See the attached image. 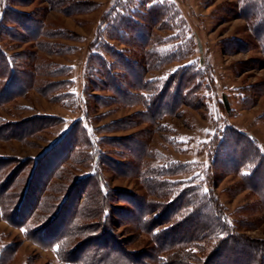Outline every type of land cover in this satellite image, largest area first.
Masks as SVG:
<instances>
[{
  "label": "rangeland",
  "instance_id": "1",
  "mask_svg": "<svg viewBox=\"0 0 264 264\" xmlns=\"http://www.w3.org/2000/svg\"><path fill=\"white\" fill-rule=\"evenodd\" d=\"M114 1L0 0V50L8 57L7 61L14 63L17 69L21 67L20 70H25L22 66L27 67L30 64L25 55L34 52L38 56V59L33 63L38 68H32L33 70L26 68L30 74L35 75L34 85L30 86L26 94L0 106V126L13 125L6 128L0 135L7 136L12 132L16 134L14 138L11 136V138L0 139V160H2L0 163L4 164L0 175L2 180H0L3 184V179L16 177L9 192L4 193L6 197L4 203H0V264H67L58 256L57 250H54L58 246L42 245L36 241L35 237L28 236L24 228L13 225L12 209H16L29 176L35 174L38 168L45 169V171L40 170L35 177L32 189L35 191L34 195L35 188L39 187L41 190L44 184H51L53 189L47 194L55 199V203H52L59 207L65 196L63 193L56 192V188L60 184L67 183L68 188L78 189H75L73 197L64 204L58 213V218L56 208L50 211L51 213L47 214L46 219L42 222L43 225L46 222L48 225L52 224L50 237L54 232L57 234L58 231L64 230L62 224L64 217L68 223L76 208L86 203L88 199L86 192L91 188L88 186L86 194H82L83 184L76 185V180L90 173L93 166L91 158H88L85 163L79 162L78 159L66 161L68 153L64 151L65 153L60 155L61 148L59 145H55L71 129L74 122L82 118H85L89 123L97 151H101L102 157V154H106L115 164L123 165L130 161L135 163L132 160L133 156L136 158L138 155L137 148H132L124 153L118 145V141H124L134 135L141 137L142 133L143 140L149 142L147 145L151 149L152 159L148 160L149 163L159 166L194 164L189 168V173L165 177L162 178L163 180L187 182L194 176L203 178L207 173L215 176L216 178L210 182V191L217 198L224 215L236 228V232L250 241L264 243V208L259 195L252 188L253 184L260 187L259 180L250 184V181H243L240 175L234 174L226 168L227 163L232 161L233 152H229L231 155L222 156L225 158V162L221 164L218 157H221L222 153H216L213 156L210 154V144L214 133L218 130L223 132L229 125L242 132L247 139L254 143L259 153L264 155V54L253 38L249 22L241 15L242 1L152 0L151 2V0H137L135 2L136 8H140L142 5L148 6V1L151 3L167 2L178 11V17H173V21H170L175 29L159 31L157 29L159 27H157L154 31L155 34L170 40L171 43L165 45V48L176 43L173 38L180 31L182 37L186 36L191 39L188 48L185 46V49H188L186 57L164 65L157 72L146 74V79L164 80L180 68L194 64L204 66L206 69L210 68V73L212 72L217 80L214 84L209 82L208 88L203 87L199 93H196L198 99H203L199 109L183 107L179 118L167 117L162 121L165 127L161 128L162 130H159L157 125L154 126L140 121L141 118L138 119L136 115L144 111V108L137 101L132 102V105H126L123 102H110L107 106L100 107L96 105L95 99L91 103L97 107L94 113L93 111L88 112L86 109L83 110L80 103L75 100L83 90L85 80L86 84L90 82L87 78L84 80L88 53L90 50L97 52L96 49L93 50L92 45L97 31L100 29L104 12ZM12 10L20 12L22 16H18L20 20L14 27L13 36L12 33H7L4 29L12 28ZM174 18L178 21L176 22ZM22 21L26 23L23 25ZM38 25L41 26V36L34 38L33 34L37 32ZM167 25V28H171L170 24ZM23 29L24 31H22ZM113 44L116 48L124 50L134 46H124L118 42ZM136 47H132L131 50L135 48L137 54L140 55L142 51ZM99 53L113 62V59L108 57L104 50H100ZM127 55L131 61L140 60V56L136 54ZM59 68L67 69L61 74L54 75V72H58ZM116 71L119 74L125 70L118 68ZM208 74L205 71L206 79H210ZM28 76H22L20 80L30 81L31 77ZM58 82L68 83L61 87H53L46 92V88L49 89L50 85ZM128 82L133 84L134 77L132 76ZM127 87L131 94H138L133 85L132 88L131 85ZM90 91L94 97L113 96L111 92H100L93 86H90ZM70 93L69 97L57 98L59 95ZM73 95L75 97H72ZM223 100L228 102V110L224 108ZM36 116L55 117L58 118V121L29 134L32 129L42 126L40 122L34 123L35 119L33 118ZM30 120L32 121L26 124ZM129 120L138 123L129 129H118L117 125L111 127V130H106L115 123L120 124V122ZM151 129L155 130L153 135L145 134V131ZM91 150L87 149L85 154ZM122 153L126 156L120 157ZM60 164L65 167L64 176L53 177L51 181L47 182L48 176ZM102 177L104 187L106 185L104 189L114 190L115 194L119 196H112L111 205H114L117 211L121 210V213L124 211L121 219L112 217L111 224L105 229L122 247H128L133 251L147 250L151 245L149 236L134 231L128 219L130 216L124 214L132 213L134 210L120 197L128 194L143 197L146 196V190L137 178L118 175L108 167L105 168ZM37 192L36 199L41 196V193ZM12 193L20 195L12 201ZM50 197L46 200V204L51 201ZM147 197L152 198V196ZM47 207L46 205L45 211H47ZM45 211L38 213L33 224L38 223L37 221ZM62 214L63 217L60 219ZM58 220H60L59 223H55ZM85 223L96 224V222L87 220L84 221ZM45 234H48L46 230L43 236ZM194 251L199 254L196 249ZM205 254L208 255L209 252L207 251ZM206 255L199 256V259H206ZM216 262L232 264L222 260Z\"/></svg>",
  "mask_w": 264,
  "mask_h": 264
},
{
  "label": "trees",
  "instance_id": "2",
  "mask_svg": "<svg viewBox=\"0 0 264 264\" xmlns=\"http://www.w3.org/2000/svg\"><path fill=\"white\" fill-rule=\"evenodd\" d=\"M136 1L115 0L104 12L100 29H98L92 45L93 50L96 49L97 52L89 51L84 69V80L87 78L90 82L86 84L85 80L83 90L75 100L80 103L83 110L86 109V111H93L94 113L97 107L91 103L95 99L96 105L100 107L107 106L110 102H123L126 105H132V102L137 101L144 108V111L136 115L138 119L141 118L140 121L157 125L158 129L162 130L161 128L164 127L162 121L167 117L179 118L183 107L199 109L203 99H198L196 93H199L203 87L208 88L209 82L214 84L217 80L213 73H210V68L206 69L204 66L194 64L180 68L164 80L146 79V74L157 72L164 65L186 57L188 49L186 50L185 46L188 48L191 39L186 36L182 37L181 31L178 30L180 32L173 38L176 43L165 48V45L171 43L170 40L155 34L154 31L157 27H159L157 28L159 31L175 29L170 21H173V17H178V11L167 2L151 3L152 0L151 2L148 1V6L142 5L140 8H136L134 6ZM241 1L243 5L241 15L249 22L253 38L264 54V0ZM18 16H21L20 12L12 10V28H4L7 33H12V36L15 32L14 27L20 20ZM22 23L24 25L26 22L22 21ZM167 24H170L171 28H167ZM40 29L41 26L38 25L37 32L33 34L34 38L41 36ZM24 35L26 34L24 33ZM115 42L124 46L134 45L130 46L131 48L137 46L136 48L142 52L139 55L135 48L133 50L131 48L118 49L113 44ZM100 50H104L107 56L113 59V62L99 53ZM127 54H136L140 56V60L131 61ZM25 57L30 64L27 67L22 66L25 70H20L21 67L17 69L14 63L7 61L8 57L0 50V106L13 101L22 94H26L30 86L34 85L35 75L30 74L26 68L31 70L38 68L33 64L38 56L33 52L25 55ZM92 67L93 70H91ZM118 68L125 71L118 74L116 71ZM66 69L59 68L58 72H54V75L61 74ZM205 71L209 73L210 79H206ZM28 75L31 77L30 81L23 82L20 80L22 76ZM132 76L134 77L133 84L128 82ZM17 83L20 85H16ZM67 83L58 82L50 85L49 89L46 88V92L53 87H61ZM130 85L131 88L133 85L134 89L137 90V95L128 91L127 86ZM90 86L100 92H111L113 96L94 97L91 94ZM15 88L17 89L14 90ZM64 96L69 97L71 93L59 95L57 98L63 99ZM223 106L228 110L226 100H223ZM33 119H35L34 123L40 122L42 126L32 129L29 134L58 121V118L48 116H36ZM137 123L134 120L120 122V124L115 123L106 130H111V127L117 125L118 129H129L136 126ZM9 126L12 127L13 125L0 126V133ZM89 127L85 118L78 119L58 144H55L61 148L60 155L65 152L68 153L66 161L78 159L79 162L85 163L88 158H91L93 166L90 173L76 180V185L83 184L82 194L87 193L86 203L76 208L68 223L64 217L62 223L64 230L58 231L57 234L54 232L50 237L52 224L49 226L46 222L43 225L42 222L46 219L47 214L56 208L58 218V213L64 204L73 197L75 189H78L68 188L67 183L60 184L56 188V192L63 193L65 196L58 207L53 204L55 199L47 194L53 189L52 185L46 183L41 190L39 187L35 188V195L38 193L37 191L41 193V196L36 199L35 191L32 190L35 177L40 170L45 171V169L38 168L35 174L29 176L21 195L12 193V201L19 195L21 196L16 209H12L13 225L24 228L28 236L35 237L36 241L42 245L58 246L57 254L67 264H221L215 263L219 260L228 261L232 264H264V243L250 241L238 234L236 228L224 215L217 198L210 191V182L216 178L215 176L207 173L203 178L194 176L187 182L163 180L162 178L165 177L189 173V168L194 164L159 166L149 163L148 160L152 159L151 149L147 145L149 142L143 140L142 133L141 137L134 135L124 141H118V145L124 153L132 150V148H137L138 155L136 158L133 156L132 160L135 163L130 161L123 165L115 164L106 154H102V157L101 151H97L94 135ZM154 131L151 129L145 131V134L151 136L155 133ZM11 136L14 138L16 134L12 132L7 136L0 135V139L11 138ZM87 149L92 150L85 154ZM210 149L212 156L216 153H222V157L233 152V156L229 154L232 161L227 163L226 168L234 174L240 175L243 181H250V184L259 180L260 187L253 184L252 188L259 195L264 208V155L259 153L254 143L247 139L242 132L227 125L223 132L218 130L214 133ZM222 149L224 150L220 151ZM124 153L120 157H125ZM221 157H218L220 164L225 162V158ZM101 161L102 163H100ZM48 166L50 167L51 164L49 163ZM3 167L4 164L0 163V175ZM107 167L118 175H129L137 178L146 190V196L143 197L135 194L121 195L120 197L134 210L132 213H124L130 216L128 219L134 231L149 236L150 247L152 245L153 247H148L147 250H129L128 247H122L114 239V236L105 229L111 224L112 217L121 219L124 212L117 211L115 206L111 205L112 196L119 197L114 190L109 189L107 191L104 189L106 185L104 187L102 173ZM64 169L63 165H58L56 170L48 176L47 182L51 181L53 177L61 178L64 176ZM1 180L0 203H4L6 198L4 193L9 192V188L15 183L16 177L3 179V184ZM88 186L91 190L85 193ZM205 188L207 192L204 191ZM147 196H152V198ZM49 197L51 201L46 204ZM46 205L48 206L47 211L44 210ZM40 211L45 212L40 216L38 223L33 224ZM63 214L61 217L59 216L60 219H62ZM82 220L83 222H81ZM85 220L96 222V224H84ZM59 221L55 223H59ZM43 229L48 233L45 236H43L45 231ZM195 249L199 251V254L194 251ZM207 251L209 252L208 255L205 254ZM203 255H206V259H199V256Z\"/></svg>",
  "mask_w": 264,
  "mask_h": 264
},
{
  "label": "snow or ice",
  "instance_id": "3",
  "mask_svg": "<svg viewBox=\"0 0 264 264\" xmlns=\"http://www.w3.org/2000/svg\"><path fill=\"white\" fill-rule=\"evenodd\" d=\"M204 191L207 192V189L205 188ZM54 250H58V247H57V249H54Z\"/></svg>",
  "mask_w": 264,
  "mask_h": 264
}]
</instances>
